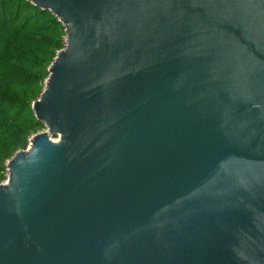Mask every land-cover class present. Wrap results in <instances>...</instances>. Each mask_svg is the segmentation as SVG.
Masks as SVG:
<instances>
[{
    "label": "water",
    "instance_id": "95a60500",
    "mask_svg": "<svg viewBox=\"0 0 264 264\" xmlns=\"http://www.w3.org/2000/svg\"><path fill=\"white\" fill-rule=\"evenodd\" d=\"M25 1L65 46L0 264H264V0Z\"/></svg>",
    "mask_w": 264,
    "mask_h": 264
},
{
    "label": "rangeland",
    "instance_id": "374dc122",
    "mask_svg": "<svg viewBox=\"0 0 264 264\" xmlns=\"http://www.w3.org/2000/svg\"><path fill=\"white\" fill-rule=\"evenodd\" d=\"M55 45H58L56 50L53 49ZM64 46L65 30L56 18L48 16L34 21L9 42L8 48L4 51V56L0 57V91L16 96L22 91L33 89L32 79L37 74V70L34 69L36 63L40 61L52 63L56 54ZM36 88L40 95L44 89V82L37 84ZM18 117L20 118L7 124V132L0 134V147H10L13 144L12 135L14 131L24 130L30 121L28 113L20 114ZM44 130V127L38 126L32 136L42 133ZM0 175L7 177V174L1 173ZM6 180L0 184L5 183Z\"/></svg>",
    "mask_w": 264,
    "mask_h": 264
},
{
    "label": "trees",
    "instance_id": "16d2710c",
    "mask_svg": "<svg viewBox=\"0 0 264 264\" xmlns=\"http://www.w3.org/2000/svg\"><path fill=\"white\" fill-rule=\"evenodd\" d=\"M53 17L50 12L42 11L33 7L25 0H0V57L4 56V51L8 48L9 42L17 37L21 31L29 27L34 21L44 17ZM58 22V21H57ZM59 23V22H58ZM58 45L53 47L54 50ZM41 62V63H40ZM36 63L34 69L37 74L33 77V86L30 91H22L16 96L0 91V134L8 131L7 124L19 119L18 115L28 113V121L24 130H15L12 138L13 144L10 147H0V174H7L6 163L18 150H26L29 139L38 126L44 127L34 118L31 106L39 98L37 84L45 82L48 77V68L51 62ZM7 179L0 175V183Z\"/></svg>",
    "mask_w": 264,
    "mask_h": 264
}]
</instances>
